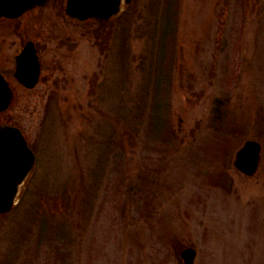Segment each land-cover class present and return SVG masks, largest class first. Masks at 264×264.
<instances>
[{"label": "rangeland", "instance_id": "374dc122", "mask_svg": "<svg viewBox=\"0 0 264 264\" xmlns=\"http://www.w3.org/2000/svg\"><path fill=\"white\" fill-rule=\"evenodd\" d=\"M0 25L17 89L0 120L37 157L0 213V264H185L188 246L264 264V0H131L105 23L52 0ZM26 39L33 88L6 69ZM248 138L252 175L234 164Z\"/></svg>", "mask_w": 264, "mask_h": 264}, {"label": "water", "instance_id": "95a60500", "mask_svg": "<svg viewBox=\"0 0 264 264\" xmlns=\"http://www.w3.org/2000/svg\"><path fill=\"white\" fill-rule=\"evenodd\" d=\"M50 0H0V17H17L35 7L46 5ZM130 1V0H127ZM122 10V0H68L67 13L80 21L87 19L110 20ZM28 59L22 63V70L34 71V78L26 81L34 85L37 81L39 66L36 63L34 50L29 47ZM25 50V51H26ZM32 66V67H30ZM21 72V71H20ZM13 90L9 82L0 73V112L12 102ZM261 144L247 140L237 151L235 164L245 173L256 172L260 161ZM36 155L29 147L22 131L15 126H0V212H7L15 205V199L22 182L33 171ZM196 250L188 247L183 251L187 264H194Z\"/></svg>", "mask_w": 264, "mask_h": 264}, {"label": "flooded vegetation", "instance_id": "af4514ba", "mask_svg": "<svg viewBox=\"0 0 264 264\" xmlns=\"http://www.w3.org/2000/svg\"><path fill=\"white\" fill-rule=\"evenodd\" d=\"M65 1V0H64ZM39 9H43V8H40V7H36V8H34L33 10H31V11H29L28 13H26V14H24L23 16H27V15H29V14H31V13H33L34 11H36V10H39ZM22 16V17H23ZM21 18V17H20ZM12 20H14V19H11V18H2V19H0V23L1 22H8V21H12ZM0 27H1V25H0ZM31 39H26L25 40V43L27 42V41H30ZM25 43L22 45V47H21V49L24 47V45H25ZM37 43V42H36ZM20 49V50H21ZM19 50V51H20ZM18 51V52H19ZM3 52V47H2V45L0 44V61L2 60V56H1V53ZM41 60H42V56H41ZM2 64H4L5 65V60H2V62H1ZM41 65H40V68H41V70H43L44 68H45V63H44V61L42 60L41 62ZM1 64V65H2ZM7 66V65H6ZM6 66H5V68H6ZM15 66H16V56H15V58H14V60H13V63L11 62V66H8L6 69H9V71H12V74H14L15 75ZM0 70H2L4 73H5V70H3L2 69V67H0ZM43 74V73H42ZM42 76V75H41ZM40 76V79H39V81H38V83L39 82H41V81H44V80H46V78L44 77L43 79H42V77ZM47 81V80H46ZM18 84H22V83H18ZM7 113V112H6ZM6 113H4V114H6ZM4 121V120H3ZM0 122H1V120H0Z\"/></svg>", "mask_w": 264, "mask_h": 264}, {"label": "bare ground", "instance_id": "6f19581e", "mask_svg": "<svg viewBox=\"0 0 264 264\" xmlns=\"http://www.w3.org/2000/svg\"><path fill=\"white\" fill-rule=\"evenodd\" d=\"M13 88H14V86H13ZM23 182H24V181H23ZM23 182H22V183H23ZM17 193H18V194H17V196H16L15 202H16V200H17V198H18L19 193H20V189H19V191H18ZM183 251H184V250H183ZM183 251H182V253H181L182 256H183Z\"/></svg>", "mask_w": 264, "mask_h": 264}, {"label": "trees", "instance_id": "16d2710c", "mask_svg": "<svg viewBox=\"0 0 264 264\" xmlns=\"http://www.w3.org/2000/svg\"><path fill=\"white\" fill-rule=\"evenodd\" d=\"M105 23V22H104Z\"/></svg>", "mask_w": 264, "mask_h": 264}]
</instances>
